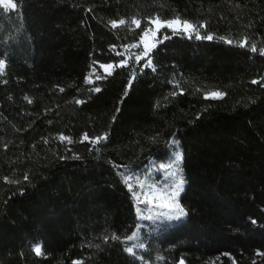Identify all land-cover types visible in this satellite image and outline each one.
Listing matches in <instances>:
<instances>
[{"label": "trees", "instance_id": "1", "mask_svg": "<svg viewBox=\"0 0 264 264\" xmlns=\"http://www.w3.org/2000/svg\"><path fill=\"white\" fill-rule=\"evenodd\" d=\"M14 2L0 6V264H140L119 241L138 224L121 171L165 159L172 139L187 215L160 264H264V0ZM157 16L214 38L162 31L153 67H116Z\"/></svg>", "mask_w": 264, "mask_h": 264}, {"label": "rangeland", "instance_id": "2", "mask_svg": "<svg viewBox=\"0 0 264 264\" xmlns=\"http://www.w3.org/2000/svg\"><path fill=\"white\" fill-rule=\"evenodd\" d=\"M156 17L152 18L155 19ZM175 19V18H174ZM161 20V19H160ZM171 20V19H170ZM164 21V20H161ZM153 29H155V25H149ZM148 26V27H149ZM147 27V28H148ZM166 30L173 31L170 28H161L158 32L153 35L151 32L147 37L143 36V33L140 39L137 42H134L128 46L123 48V52L125 54V58L129 60L135 61V56L141 55L144 50V44L148 45L157 44L160 32H164ZM187 35V34H186ZM192 35H195L193 33ZM138 44L139 47H130L131 45ZM112 64V63H109ZM101 65L108 64H99L93 65L87 75L86 81L89 85H92L94 82L98 81L97 76L102 78L104 75L108 74L112 71V69H106L101 67ZM114 67V64H112ZM172 139L166 147V157L165 159H157L151 158L140 168H130L125 167L122 168V175L131 176L133 179L130 181L133 184V188L130 191L132 199L135 204L136 212L137 208L140 209V212H137L138 216V224L134 231L139 230V236L134 241H125L124 239L119 240L123 249L126 247L132 246L134 244L143 243L144 248H135V255L133 256L140 264H160L165 261L168 257V252L173 249L174 245L168 247H161L160 240L163 236L172 229L175 225L182 223V219L180 220H167L164 219L162 214L169 212V209L163 207L162 205L171 202L170 194L173 191V184L175 181L182 177V172L177 171L176 164L174 161V157L177 151H181L179 144L174 145ZM176 141V140H175ZM171 165L172 167H162ZM179 169L181 170V162H179ZM172 171H177V176L173 177L170 175ZM183 179V177H182ZM138 181L144 182V188L141 189L138 187ZM149 185H156V189H150ZM127 186V185H126ZM184 186V185H183ZM133 192H137L140 194L139 199L141 202H137V200L133 197ZM182 191L180 192V194ZM145 194H147L148 199L154 198V203H145L143 202L146 199ZM179 194V196H180ZM179 202V197L177 198ZM180 204V202H179ZM181 205V204H180ZM148 217H160L159 219H148ZM133 231V232H134ZM132 232V233H133ZM131 233V234H132ZM130 234V235H131ZM184 242V241H183ZM180 242V243H183ZM35 246H40V244H35ZM41 247V246H40ZM181 264V261L179 262Z\"/></svg>", "mask_w": 264, "mask_h": 264}, {"label": "snow or ice", "instance_id": "3", "mask_svg": "<svg viewBox=\"0 0 264 264\" xmlns=\"http://www.w3.org/2000/svg\"><path fill=\"white\" fill-rule=\"evenodd\" d=\"M0 6H2L4 8V10H14L17 7V4L14 2V0H0ZM90 11V10H89ZM147 23H149V25H155V29H153L151 26H149L147 29H145L143 31V36L147 37L149 35V33L151 32L153 35H155L156 32H158L161 28H170L173 30V34H176L177 32H181L184 34L189 35V37L191 38L192 34L195 33V38L196 39H206V40H212L214 37L212 34H206L203 37H201L200 35V29L204 28L205 25L203 23H201L199 26H197L196 24L188 21V20H181L179 16H177L175 19H171V20H164L161 21L160 18L157 16L155 19H151L149 18L147 21ZM112 28H116L119 25H124L125 24V20L124 19H120L119 21L113 20L110 22ZM132 23L135 24L137 27L140 26L141 21L140 20H136L133 19ZM168 37H165V39H167ZM220 39H224L223 37H221ZM162 42V41H161ZM229 44H232L233 41L231 40H227L226 41ZM248 44V39L245 38L244 40L239 42V46L240 47H244ZM130 47H139L138 44L135 45H131ZM156 47V44H151L148 45L147 43L144 44V50L142 52L141 55H137L135 56V62L139 63L142 59L145 60V63L142 67H153V63H152V58L149 55L152 51L153 48ZM251 51L252 52H257V45L256 44H251ZM113 50H115V46H112ZM259 52L261 55H264V47L259 49ZM117 55H122V53L117 52ZM128 66V58H124L122 59L117 65L116 67H126ZM6 67V61L2 58H0V74L3 73L4 69ZM101 67H104L106 69H112L113 65L112 64H108V65H101ZM142 70V68L140 69ZM153 70H155L153 68ZM108 74H111L110 72ZM137 74V70L136 69H132L131 70V79L129 80V86H131L132 83V79L135 78ZM97 79H100L99 76H97ZM253 83H257V81H253ZM95 92H99L101 89L99 87H96L94 89H92ZM61 91H63V89H61ZM182 91V90H181ZM176 93L173 92V95H175ZM127 95V90L125 91V96ZM206 98H213V99H218V98H222L225 93L223 92H219V91H214V92H210V93H206ZM31 102V101H29ZM76 103H83L82 101L77 100ZM117 111H119V109H117ZM113 119H115V117H113ZM108 134H102L100 136H97L95 138H92L90 140V142L93 145L99 144L101 141L106 140L107 139ZM61 140H68L69 142L70 139L68 137H64L61 136L60 137ZM83 139L85 141L89 140V137L87 134L84 135ZM172 143L174 145H178V141L173 140ZM78 158V157H77ZM183 159V154L180 151H177L174 157V161L176 164V168L177 171H182L179 169V162H181ZM162 167H172L171 165L168 166H162ZM177 171H172L170 173L171 176L176 177L177 176ZM25 179H27V176H25ZM133 178L131 176H127L124 175L123 176V182L127 185V187L129 188V190L131 191L133 188V184L130 182ZM183 185H184V180L181 178L177 179L175 181V183L173 184L172 188L173 191L170 194V201L171 202H167L165 204H163V207H166L169 209V212L167 213H163L162 216L164 219H167L169 221L171 220H180L181 218L185 217L187 215L185 209L179 204L178 202V197L181 191H183ZM144 182L143 181H138V187H140L141 189L144 188ZM150 189L155 190L156 189V185H149L148 186ZM133 197L137 200V202H141L139 199L140 194L137 192H133ZM146 199L143 201L145 203H154V198L153 199H148L147 198V194H145ZM137 212H140V209L137 208ZM160 217H148V219H159ZM252 223H256L255 221H252ZM139 236V230L134 231L131 235L127 236L125 238V241H134L138 238ZM109 239V237L105 236L104 240L107 241ZM111 239H119V237L113 235L111 237ZM144 244L143 243H139V244H134L132 246H128L125 248V251L127 253H129L130 255H135V248H144ZM34 252L36 255H41V247L40 246H35L34 247ZM260 255H264V253H260ZM73 264H79V262H73ZM181 264H183V261H181Z\"/></svg>", "mask_w": 264, "mask_h": 264}]
</instances>
